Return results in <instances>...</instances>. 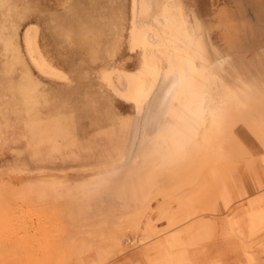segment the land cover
Masks as SVG:
<instances>
[{
    "label": "rangeland",
    "instance_id": "obj_1",
    "mask_svg": "<svg viewBox=\"0 0 264 264\" xmlns=\"http://www.w3.org/2000/svg\"><path fill=\"white\" fill-rule=\"evenodd\" d=\"M15 1L0 0V65L19 49L34 82L22 91L10 82L6 90L8 75H0V264H264V100L223 110L221 143L182 133L184 154L155 169L145 193L135 182L144 170L131 155L171 34L138 19V0H77L80 15L93 23L89 36L106 37L98 62L82 63L84 51L54 36L55 0H33L20 13ZM242 1L255 25L264 20L253 13L264 0ZM179 9L178 26L188 36L187 4ZM262 52L254 53L257 75L264 71ZM229 61L211 68L218 84L224 75L229 84L234 78ZM80 90L94 109L74 108L82 101ZM64 101L72 102L75 119L63 117ZM219 107L226 108L225 102ZM92 112L105 127L100 137L89 123ZM48 116L56 118L53 129L63 131L77 157L52 156L61 149L54 147L50 157L30 161L25 127L32 118ZM208 121L205 115L201 129ZM40 178L68 185L55 184L39 195L27 192ZM121 186L133 194L123 199ZM201 227L209 234L191 241Z\"/></svg>",
    "mask_w": 264,
    "mask_h": 264
},
{
    "label": "bare ground",
    "instance_id": "obj_2",
    "mask_svg": "<svg viewBox=\"0 0 264 264\" xmlns=\"http://www.w3.org/2000/svg\"><path fill=\"white\" fill-rule=\"evenodd\" d=\"M177 1L138 0L137 2L138 19L151 20L154 28L160 33L172 35V37L170 35L166 39L163 74L158 87H156L157 90L147 104L144 116L139 122L138 138L131 155V161H139L140 168L144 170L143 175L135 182H137L139 188L144 189L145 193L149 192L150 185L154 182V170L174 164L179 160L180 155L184 154L186 137L182 136V133H185L188 139L189 137L195 139L200 133V137L209 141V143L213 139L221 143L220 131L223 129L224 123L222 110L219 107L221 101L229 106V111H232L235 105L242 107L243 103H247L250 99L257 102L261 99L264 100V71L261 75H257L254 69L256 66V54L254 53L256 51H263L260 55L264 60V20L255 25L245 12L239 14L227 13L220 7L217 0H210L208 14L199 15L194 9H190L189 18L193 36L187 38L182 31L177 29L176 10L170 13L167 11L169 5L176 6ZM253 13L254 16L264 17V7L255 9ZM54 15L59 42L61 41L62 44L69 46L71 49L74 48L79 54L84 51L85 56L81 58V62L94 63L95 65V62L99 60L100 46L106 37L100 35L89 36L94 31V26L92 22L85 19H89V16L80 15L78 1L65 0L64 9L58 10ZM228 60H230V64L227 65V71L233 73L234 78L229 84L224 75L221 83L218 84L211 68H220ZM17 63H23L21 57L13 58L11 54L10 59L1 65L0 75H8L7 80L9 82H6L7 88L5 89H11L12 87V84H10L11 75L14 73ZM84 65L82 66L86 68L88 64ZM89 67L91 66L89 65ZM86 74L84 73V78L87 77ZM22 77L24 81L18 86L20 91L23 90L25 83H30L31 76L25 71L22 73ZM87 78L84 80H87ZM82 85H84L83 81ZM30 89L35 90L34 88ZM26 90L24 89V92ZM81 93L80 90L78 95L83 94L82 101H76L77 104L74 108L78 111L91 109L93 107L91 106L93 105L92 101L86 94ZM69 104L71 106L68 104L66 106L73 110L72 102ZM206 113L209 114V121L207 126L201 129ZM51 119L54 121L55 117L52 116ZM33 154L38 159L39 156L44 154V151L43 149H39V151L36 149ZM137 168H139L138 165ZM137 168H135V171ZM104 175L108 177V175ZM112 176L114 179L115 176ZM110 178L109 180H111ZM96 179L92 178V181L94 180V184L99 185L100 182H96ZM132 179L135 178L132 177ZM126 180L128 181V179ZM124 181L123 183L126 182ZM64 183L66 184L65 181L40 178L35 179L33 183H29L25 188L28 189L26 191L29 193L35 190L33 192H38L39 195L42 190L53 188L55 184ZM109 183L111 184L110 181ZM83 184L80 185L84 187ZM108 187L110 186L105 188ZM128 188L130 189V187ZM121 189L123 199L127 196L126 194L132 193H129L130 190H127V187L121 186ZM138 198L140 199V197ZM208 234L206 227L198 228L191 241L206 237Z\"/></svg>",
    "mask_w": 264,
    "mask_h": 264
},
{
    "label": "crops",
    "instance_id": "obj_3",
    "mask_svg": "<svg viewBox=\"0 0 264 264\" xmlns=\"http://www.w3.org/2000/svg\"><path fill=\"white\" fill-rule=\"evenodd\" d=\"M10 1V0H9ZM33 0H16L13 3V7L14 10H16L18 13L20 12H24V11H28L30 10L29 8H31L33 6V4L31 3ZM204 1V2H203ZM178 0L176 3V6L171 5L170 12H173L174 10H176L177 12V18L178 21L180 19V9H179V5L182 2H185L187 4V17L189 20V30H188V36H185V31L183 30V28H180L177 25V29L182 31V33L184 34L185 37L190 38L193 36L192 34V30H191V26H190V18H189V11L190 9H194V11H196V13H199L200 15L202 14H208L209 13V4H210V0ZM217 2L219 3L220 7L224 9L225 12H230V13H236L239 14L241 12H245L244 7L242 5L243 1L242 0H217ZM56 3V7L58 8V10H62L65 7V0H55ZM32 5V6H31ZM19 6V7H18ZM232 6V7H231ZM234 8H236V10H234ZM23 9V10H22ZM22 10V11H21ZM247 13V12H245ZM54 36H58L57 32L54 33ZM59 51V48H58ZM13 58L20 56L21 60L23 61V63L16 64V68L14 70V73L11 75V83L14 84L17 88L19 85H21L24 81L23 77H22V73L23 72H27L31 77H30V83L34 82L33 78H32V74L31 71L27 65V62L25 60V54H22L21 51L19 49H15L12 53ZM10 59V56H9ZM8 59V60H9ZM1 68V65H0ZM1 74V72H0ZM233 74V73H232ZM234 75V74H233ZM12 88V87H11ZM9 90V89H6ZM91 101L92 98L88 97ZM67 104L66 101H64L61 104V108H63L64 111L68 112L67 116H63V117H68V114L71 115L70 117H74V111L72 109H67L66 107H64ZM91 109L95 108V102L92 101ZM63 105V106H62ZM226 108L221 107L220 109L223 111L225 109L228 110L229 106L225 103ZM54 107H51V111L54 110ZM84 110H81L80 113H84ZM229 111V110H228ZM93 113V117L91 120V125L95 127V132H97L98 136L100 137V133L104 131L105 127L101 126V119L99 118V115L96 114L97 112H92ZM224 114H227V112H223ZM96 115V118H95ZM206 115H209L208 113H206ZM52 116H48L47 118H41V117H35L32 118L31 121H29V123L26 125L25 127V139H26V145L28 148V152H29V156H30V161L32 163H36V162H40V160H42L41 158L45 159L46 157H50L49 154L51 152V148L54 147H61V149L58 152H55L53 155H59V154H63L67 157H74V156H78V153L74 150H71V146H69L66 142V135H62L63 131L61 129H53V126L56 125L55 120L53 121L51 119ZM41 119H43L44 121H42ZM106 121V120H104ZM112 120H108L107 119V124L110 123ZM95 135V134H94ZM95 137V136H93ZM64 138V139H63ZM74 146V145H72ZM38 149H43L44 154L42 156H39V158H35L34 157V151ZM49 151V152H48Z\"/></svg>",
    "mask_w": 264,
    "mask_h": 264
}]
</instances>
